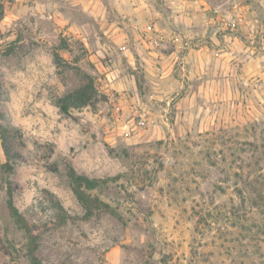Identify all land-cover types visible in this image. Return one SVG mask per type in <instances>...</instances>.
<instances>
[{"label":"rangeland","instance_id":"1","mask_svg":"<svg viewBox=\"0 0 264 264\" xmlns=\"http://www.w3.org/2000/svg\"><path fill=\"white\" fill-rule=\"evenodd\" d=\"M0 11L12 165L0 139V264H28L8 180L43 264H264V0H0ZM90 76L96 109L62 113L55 100ZM68 166L118 176L88 192L121 218H86Z\"/></svg>","mask_w":264,"mask_h":264},{"label":"trees","instance_id":"2","mask_svg":"<svg viewBox=\"0 0 264 264\" xmlns=\"http://www.w3.org/2000/svg\"><path fill=\"white\" fill-rule=\"evenodd\" d=\"M3 17V12L0 11V20ZM102 100V95L98 93V85L96 79L88 77L85 84L73 89L71 92L59 97L55 100L56 106L64 114H70L71 109H80L82 107H90L92 110L96 109L97 103ZM8 130L0 124V139L2 149L4 151L6 161L1 164V167L5 171L12 170L10 163L11 155L6 143V137ZM67 174L71 178L73 183V190L80 201L81 205L85 209V217H89L97 210L106 211L117 218H121L117 209L112 207L108 202L99 198V196L89 193L88 191H94L105 188L109 182L117 180L119 177H108L105 179L89 178L85 175L78 174L73 167L68 166ZM6 206L10 217L15 224L26 234V242L24 245V256L27 259L28 264H43L36 254L38 235L34 232L35 225L29 224L25 218L20 214L15 207L12 198L11 182L8 180L6 183ZM54 207L57 209V224L61 225L65 221V210L58 200H51Z\"/></svg>","mask_w":264,"mask_h":264},{"label":"crops","instance_id":"3","mask_svg":"<svg viewBox=\"0 0 264 264\" xmlns=\"http://www.w3.org/2000/svg\"><path fill=\"white\" fill-rule=\"evenodd\" d=\"M42 15H44V14H42ZM51 15V14H50ZM44 16H46V15H44ZM0 23H1V21H0ZM43 77V76H42Z\"/></svg>","mask_w":264,"mask_h":264}]
</instances>
